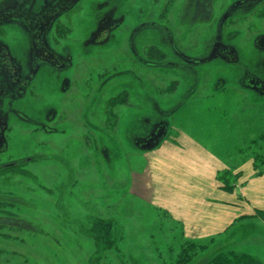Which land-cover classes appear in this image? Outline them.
<instances>
[{"label":"rangeland","instance_id":"1","mask_svg":"<svg viewBox=\"0 0 264 264\" xmlns=\"http://www.w3.org/2000/svg\"><path fill=\"white\" fill-rule=\"evenodd\" d=\"M254 46L264 0H0V264H264L254 228L240 246L186 239L131 179L147 93L169 120L150 143L179 128L213 134V150L264 135V93L244 89L263 78L233 74Z\"/></svg>","mask_w":264,"mask_h":264},{"label":"crops","instance_id":"2","mask_svg":"<svg viewBox=\"0 0 264 264\" xmlns=\"http://www.w3.org/2000/svg\"><path fill=\"white\" fill-rule=\"evenodd\" d=\"M209 43L208 48L211 49ZM222 49H225L224 46ZM235 59L238 63L233 71L235 77L240 78L242 69L248 68L246 74L263 78V83L259 82L262 84L260 87L248 83L244 89L249 88L263 94L264 49H256L246 58L248 61L251 59V68L239 66L241 58ZM242 79L243 77L239 82ZM198 82L197 74L191 76L186 90L191 92ZM147 95L143 99H148L153 115L143 117L142 124L149 129L133 140L137 147L141 143L139 140L145 142L141 147L144 155L143 169L137 170L131 177L137 195L148 198V201L160 207L161 211L178 224L181 235L186 239H226L228 243L240 246L237 240L243 243L249 239L245 236V229L254 228L258 236L253 239L257 238L260 245H264V237L260 236L264 235V169L257 173V153L251 149L252 145L264 138L263 131L241 138L233 134L230 148H222L220 144L221 148L215 150L213 134L180 128L172 132L167 130L170 133L168 137L162 136L155 143H150L152 128L157 124H169V120L162 118L164 113L156 99L157 95L154 92ZM187 96H178L180 101L171 110L177 113L188 107ZM181 121L182 119L176 121L171 127H181L178 125ZM222 175L227 176L226 184L219 179Z\"/></svg>","mask_w":264,"mask_h":264},{"label":"trees","instance_id":"3","mask_svg":"<svg viewBox=\"0 0 264 264\" xmlns=\"http://www.w3.org/2000/svg\"><path fill=\"white\" fill-rule=\"evenodd\" d=\"M154 49V48H153ZM161 52H159V54H160ZM153 57V56H152ZM149 58V57H148ZM150 59H152V58H150ZM154 60H156V59H154ZM172 83V82H171ZM175 84V82H173L172 83V85H174ZM169 87V86H168ZM167 87V88H168ZM262 136H264V135H262ZM255 156H259V164H257L256 163V160H255V168H257V173L258 172H261L263 169H264V154H256ZM9 166H6V169H9V168H14L15 166L14 165H12V164H8ZM219 179L220 180H222L223 181V183H225L226 184V182H227V176L226 175H222V176H219ZM226 186V185H225ZM238 257V256H237ZM239 258H241V259H243V260H245V262L248 260V261H253L254 259L253 258H251V256H248V255H240L239 256ZM240 259V260H241ZM249 262H247L246 264H248Z\"/></svg>","mask_w":264,"mask_h":264},{"label":"flooded vegetation","instance_id":"4","mask_svg":"<svg viewBox=\"0 0 264 264\" xmlns=\"http://www.w3.org/2000/svg\"><path fill=\"white\" fill-rule=\"evenodd\" d=\"M249 3H250V2H249ZM249 3H248V4H249ZM250 4H251V3H250ZM240 6H241V5H240ZM9 9H12V7L10 6ZM9 9H8V10H9ZM10 11H12V10H10ZM14 12H15V11H14Z\"/></svg>","mask_w":264,"mask_h":264}]
</instances>
